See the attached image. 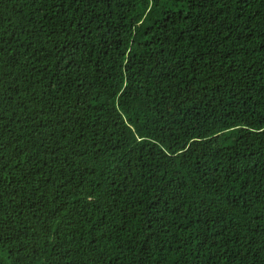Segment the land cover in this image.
I'll return each instance as SVG.
<instances>
[{"label":"trees","instance_id":"trees-1","mask_svg":"<svg viewBox=\"0 0 264 264\" xmlns=\"http://www.w3.org/2000/svg\"><path fill=\"white\" fill-rule=\"evenodd\" d=\"M0 264H264V0H0Z\"/></svg>","mask_w":264,"mask_h":264}]
</instances>
